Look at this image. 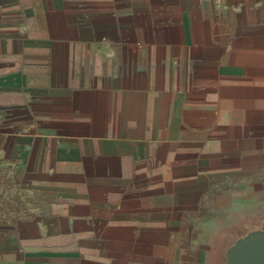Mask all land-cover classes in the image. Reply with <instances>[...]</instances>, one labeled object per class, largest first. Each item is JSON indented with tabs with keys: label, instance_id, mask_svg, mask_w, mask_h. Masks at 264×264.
<instances>
[{
	"label": "crops",
	"instance_id": "crops-1",
	"mask_svg": "<svg viewBox=\"0 0 264 264\" xmlns=\"http://www.w3.org/2000/svg\"><path fill=\"white\" fill-rule=\"evenodd\" d=\"M263 169L264 0H0V264H217Z\"/></svg>",
	"mask_w": 264,
	"mask_h": 264
},
{
	"label": "rangeland",
	"instance_id": "rangeland-1",
	"mask_svg": "<svg viewBox=\"0 0 264 264\" xmlns=\"http://www.w3.org/2000/svg\"><path fill=\"white\" fill-rule=\"evenodd\" d=\"M217 184L226 194L231 192L232 200L225 210H217L216 223L210 226V236H215L217 264L225 262L224 249L230 244L238 260L247 248L264 252V169L250 173L247 179L225 178Z\"/></svg>",
	"mask_w": 264,
	"mask_h": 264
},
{
	"label": "water",
	"instance_id": "water-1",
	"mask_svg": "<svg viewBox=\"0 0 264 264\" xmlns=\"http://www.w3.org/2000/svg\"><path fill=\"white\" fill-rule=\"evenodd\" d=\"M242 254L238 255L241 257V261L238 260L237 257H234L232 252L230 256L231 264H264V252L260 250H252L247 248L245 252H241Z\"/></svg>",
	"mask_w": 264,
	"mask_h": 264
}]
</instances>
